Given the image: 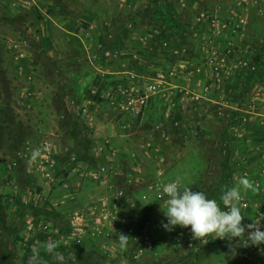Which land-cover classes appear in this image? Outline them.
I'll list each match as a JSON object with an SVG mask.
<instances>
[{
    "label": "rangeland",
    "instance_id": "rangeland-1",
    "mask_svg": "<svg viewBox=\"0 0 264 264\" xmlns=\"http://www.w3.org/2000/svg\"><path fill=\"white\" fill-rule=\"evenodd\" d=\"M261 60L264 0H0V264H264L161 226L165 184L241 176L264 224Z\"/></svg>",
    "mask_w": 264,
    "mask_h": 264
},
{
    "label": "clouds",
    "instance_id": "clouds-1",
    "mask_svg": "<svg viewBox=\"0 0 264 264\" xmlns=\"http://www.w3.org/2000/svg\"><path fill=\"white\" fill-rule=\"evenodd\" d=\"M36 155L34 152L33 157ZM252 188L250 180L241 176L234 186L222 191L220 200L226 208L222 210L217 201L207 198L204 192L194 191L186 186L180 187L179 181L167 183L162 187L166 208L162 211L165 221L161 222V226L166 231H171L176 226H190L194 239L213 236L215 239H227L231 242L234 238H239V243L245 247L264 245V224L260 220L242 224L245 216L238 206L242 193ZM116 237L119 247L125 248L128 236L118 233ZM53 248L54 245H49L48 251L51 252Z\"/></svg>",
    "mask_w": 264,
    "mask_h": 264
},
{
    "label": "built area",
    "instance_id": "built-area-1",
    "mask_svg": "<svg viewBox=\"0 0 264 264\" xmlns=\"http://www.w3.org/2000/svg\"><path fill=\"white\" fill-rule=\"evenodd\" d=\"M146 101H147V95L144 96L139 95L137 98L131 97V99L128 101L126 106H122V107L123 109L126 108V110H128L129 107H131V109H133L137 113H140L143 107H145Z\"/></svg>",
    "mask_w": 264,
    "mask_h": 264
},
{
    "label": "trees",
    "instance_id": "trees-1",
    "mask_svg": "<svg viewBox=\"0 0 264 264\" xmlns=\"http://www.w3.org/2000/svg\"><path fill=\"white\" fill-rule=\"evenodd\" d=\"M262 64L264 63V60H261ZM255 75V72L254 71H251V72H248L247 73V77H246V81H247V84H250V80L251 78Z\"/></svg>",
    "mask_w": 264,
    "mask_h": 264
}]
</instances>
